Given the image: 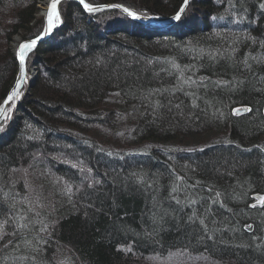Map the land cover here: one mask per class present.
Masks as SVG:
<instances>
[{"label":"trees","instance_id":"1","mask_svg":"<svg viewBox=\"0 0 264 264\" xmlns=\"http://www.w3.org/2000/svg\"><path fill=\"white\" fill-rule=\"evenodd\" d=\"M118 1L132 10L143 3L165 9L176 0ZM227 1L194 0V6L203 7V12L195 35L187 40L143 36L134 23H123L126 28L131 25V33L120 32L119 39L109 36L110 41L101 31L103 27L98 26L112 22L105 17L107 12L87 15L73 2L62 6V23L26 61L29 66L38 60L49 92L32 98L23 91L14 99L23 107L20 121L14 123L13 110L0 120V136L15 125L0 146V245L7 238L12 240L0 250V264H63L66 260L74 264H156V258L164 252L176 247L189 251L200 243L206 248L212 243L208 253H226L237 264H264V238L260 237L264 234V208L260 212L248 209L245 195L234 199V194L240 193L234 189V176L258 169L257 158L239 157L227 143L218 142L186 154L171 171L154 152L105 154L96 145L91 146L94 142L85 144L76 134L61 130L72 135L63 138L59 131L46 127L54 123L53 118L73 116L90 132L89 124L103 128L112 121L110 103L103 104L112 94L125 103L138 101L143 108L145 104V114L135 126L142 134L151 132L157 138L171 134L186 138L194 133L218 135L224 126L218 123L217 131L213 129L218 116L229 118L230 108L243 105L249 111L233 119L234 133L244 139L264 135V0H231L232 5ZM234 1L244 5L240 16ZM33 3L0 0V100L15 72L16 59L8 52V40L17 31H21L23 40L41 32V21L30 24L34 20ZM8 4L12 6L9 18L2 14ZM190 15L193 13L185 15V21L191 20ZM181 23L177 24L187 26ZM180 25L177 30L182 28ZM189 48L196 54H189ZM52 52L62 54L56 59L38 58ZM222 53L226 57L221 59ZM234 57H238L236 61ZM145 99L149 100L147 104ZM63 123L67 122L62 119L57 126ZM169 153L171 159L175 158ZM262 167L263 171L264 164ZM29 173L43 174L56 189L55 195L46 200L53 201L49 213L53 224L45 227V239L35 240L36 249L45 252L26 255L22 260L6 252L15 244L30 247L25 243L29 231L19 220L24 214L19 211L20 196L29 194L28 188H36ZM262 178L260 184L251 183L250 188L264 190ZM211 180L222 188L212 189ZM173 181L179 189L186 185L187 197L215 192L230 210L224 214L219 211L218 217H210L200 208L188 210L185 200L173 193ZM69 186L71 193L66 191ZM214 208V213L220 210L218 205ZM242 217L253 223L255 234L242 230ZM32 226L36 228L35 222ZM206 234L214 239L207 241ZM49 235L56 241L54 247ZM57 244L71 248L76 258L69 259L70 254L63 252L61 257L60 250L54 249Z\"/></svg>","mask_w":264,"mask_h":264},{"label":"rangeland","instance_id":"2","mask_svg":"<svg viewBox=\"0 0 264 264\" xmlns=\"http://www.w3.org/2000/svg\"><path fill=\"white\" fill-rule=\"evenodd\" d=\"M44 0H33V18L34 20L30 23H34L41 21V25H42V29L41 32L39 34L36 35L39 36L41 35V33L43 32V28H44V18L46 17V14H44L41 11V5L42 2ZM124 1V0H123ZM123 1H121V3H123ZM198 1V0H197ZM226 0H224L225 3ZM66 2H73L77 7H80L81 11L84 14H91V13H100V12H107L106 16L108 19V21L112 20V22H101L98 26L101 28L103 27V29H101L102 32H104L105 37L107 38V40H110L109 36H114L113 38H120V32L123 33L124 32H128L131 33V31L128 29L131 27L127 26L128 28H126V26L123 23H127V24H133L134 23V28L140 32L143 33V36L145 35H150L154 38H162L164 40L167 39H171L176 38L178 39L181 38H186V40L188 39V37L194 36L195 32L197 31V21L198 18L201 16L202 12H203V7H199L198 6H194V0H189V4L187 6V8L185 9L184 13L181 15V19L179 21L174 20L173 17L177 14V12L180 10V8L183 6L184 4V0H176L174 2H172V6H168L165 9H161L159 7H150L151 4H144L140 5V6H134L132 10H130L127 5H121L120 2L118 0H85L86 3L91 4L92 6H100V5H108V6H112V5H119L121 7L117 8V7H106V8H100V10H96L94 12H88L86 10H84L80 4L74 2V0H61L60 4L58 5V10L61 11L62 6L66 3ZM238 2H240V0H238ZM237 1H234L233 3H238ZM49 5L51 3V0L48 1ZM130 3V2H129ZM198 3V2H196ZM223 3V4H224ZM227 3L229 5H232V1H227ZM257 6L261 8V5L259 4V1H257ZM262 3V1H261ZM132 4V3H131ZM138 4V3H137ZM140 4V3H139ZM236 5V7L238 8V14L240 16L241 14V9H244V5H240L238 4H234ZM12 6H10L8 4L7 7L3 8L2 14H4L5 16H7L8 18L10 17V10ZM124 8L129 9L132 12H135L137 16H140L141 21L131 17L130 15H128L125 11H123ZM159 8V9H158ZM121 9V10H120ZM135 9V10H134ZM191 12L193 13V15L190 17L191 20L185 21L184 17L185 15ZM65 14V13H64ZM123 15V16H121ZM60 17H61V13H60ZM11 19V18H10ZM127 19V20H126ZM184 19V20H183ZM200 19V18H199ZM116 22V23H115ZM187 23V26L184 25H180L177 23ZM62 23V21H61ZM175 23V25L173 24ZM181 23V24H182ZM185 23V24H186ZM60 25V23L58 24ZM104 25H105V30H104ZM177 25H180V27H182L181 29L177 30ZM177 27V28H176ZM55 28V27H54ZM53 28V29H54ZM108 28V29H106ZM104 30V31H103ZM53 31V30H52ZM52 31L50 34H47L45 38H43V40L37 42V45L41 44V43H45L47 42V40H49L52 36ZM171 36V38H170ZM25 39L23 40L21 31H17L15 32L11 38L8 40L7 42V48H8V52L10 53L11 56H13L14 59H16V54H17V50L20 44L24 43L25 41H30L32 39ZM112 38V39H113ZM255 43V42H254ZM36 45V46H37ZM185 44H183V49H185ZM37 47H35L34 49H31L27 52L26 57H25V63L23 65V73L21 75V84L19 86V88L17 89L18 95L21 94L23 91L26 92V94H30V96L32 98H39L41 96H45L47 95V93L49 92V90H47L48 84L45 82V79L42 78L41 76V70L39 69V62L37 61H33L29 66H27V57L28 55L33 52ZM185 51V50H183ZM189 54H196V51H194V49L189 48L188 49ZM60 53L62 54V52L56 53V52H52V53H48V55H39L38 58H40V60L42 59H56L57 57L59 58ZM221 56L219 58H225L226 54L222 53L220 54ZM0 56H2V52L0 53ZM5 57V56H4ZM238 57H234L233 60H237ZM91 64V63H90ZM87 64L88 67H90ZM18 61L16 59V64H15V72H14V76L10 85V88L6 91V95L4 96V98H2L0 100V106L2 104V101L6 98L7 94L9 93V90L12 88V86L15 83V78L18 72ZM61 70V69H60ZM64 73V69L61 70ZM45 73V72H44ZM24 74V75H23ZM113 93V92H112ZM111 94V93H110ZM15 97H13L12 100H8L7 101V106L5 111L3 112L2 117L0 118V120H2L4 117L10 116L9 111L13 110L12 114V119H14V123H18L20 120V111H23V107L19 106V100L17 99L16 101H14ZM105 99H109L108 101H105L103 104L105 105L107 102L110 103L109 109H110V118H111V122L110 124H103V128H99L98 125H90L89 127L91 129V132L86 128L87 126L83 123H78L77 121L75 122V117H57V118H53L51 121H53L54 123H50L47 124L46 127L49 128L50 130L53 129L55 131H59V133H61V135L63 136V138H68L71 137L70 134L68 133H64L65 131H69L72 132V134H76V138H81L80 140L86 144L87 141H91L94 142V144H92L91 146L96 145L97 148L101 149V151H103V153H120V154H126L128 152H136V153H144V152H154L157 155L159 154L160 157H162L168 164L169 167L171 168V171L175 170V166L179 165L181 163H179V161H182L183 156H185L186 154H190L192 153L195 149H199L202 150L204 149V147H208L210 145H215V143L221 142L228 145V147L232 148V150L234 152L239 153V157H253V158H257L258 162H257V166L259 167L258 169L254 170V172H247V173H243L241 175H238L239 177H235L234 175V179H236V184L234 185V189L237 190V192H240L239 195L234 194V199L238 200L240 197L244 198L245 196H248V200L249 202L247 203L248 209L254 210V211H261L262 208H264V190H255V189H251L250 185L251 183L254 184H260L263 181L262 176H264V170L262 171V166L264 164V135L263 134H256V135H252L247 137L246 139H244L242 136H238L237 134L234 133V128L232 125V122L234 121L233 119L242 117L244 115H246V113H248L249 111V107L248 106H243V105H235L234 107L230 108L228 110V114H229V118H225L222 117L221 115L218 116L217 121H215V127L213 129H215L217 131V124L221 123V126H223L221 133L220 134H213V135H208V133H204V134H200V135H195V133L191 136H189L190 138H186L183 135H181V137H177V136H173V134H171L170 136H160L159 138L154 137V135L151 132H147L145 134H147V137H144L145 134H142L139 129L136 126V124H138V120L141 119V116H144V110L146 108L145 104H144V108L143 106L138 105V101H127L126 103L123 102L120 98L118 97H113L112 94L107 96ZM132 100V99H130ZM148 99H145L146 104L148 103ZM139 106V107H138ZM99 109H101L102 104L99 105ZM208 112H211L210 110H208ZM144 113V114H143ZM264 113V111H263ZM227 115V114H225ZM62 119L65 120L67 123H63L65 125H63L62 127H59V125L57 126V124H61L62 123ZM223 123V124H222ZM83 124V126L81 125ZM15 126V125H14ZM9 128L8 132L5 134H2L0 136V141L1 140H5L6 138L8 139V134H10L11 132H13V127ZM83 127V128H79V127ZM58 127V128H57ZM42 128V127H40ZM209 127H207L206 129H208ZM60 129V130H59ZM42 130V129H41ZM64 132H62V131ZM152 130V129H151ZM153 132V131H152ZM205 132V131H204ZM150 134V135H149ZM152 135V136H151ZM40 138V136H37V138ZM39 140V139H38ZM170 152V153H169ZM169 154H174L173 159L170 158ZM173 156V155H172ZM191 156V155H190ZM192 157V156H191ZM53 158V156L49 157L48 160H51ZM69 158V157H68ZM70 159V158H69ZM55 160V159H54ZM71 162H75L73 161V159H70ZM68 160V162H70ZM41 164V163H40ZM69 164V163H68ZM67 165V164H66ZM41 166V165H39ZM28 171V170H27ZM175 172V171H174ZM176 173V172H175ZM30 174V175H29ZM29 178L30 180H32V183L36 186V188L34 189H30L29 190V194L24 193L25 195H21L20 197H23L22 200H20V204L22 205L19 208V211H23L24 214L23 216H21L19 218V220L22 222L23 225H26V231H29L28 234L29 237L28 239H26L25 243H28L30 245V247H27V244L24 245H20V244H15V246L11 247L7 252L6 255H10L9 257L15 256L17 259H22L24 260V256L32 254V253H39L42 255V252H45L44 249H36V245L37 242L35 240H38V238H44L47 236V232H44L45 227L47 225L50 224V226L53 224V220H52V216L49 215V213H51L50 208L53 205V201L49 200V202H47V198L48 197H53L55 195V186L50 183L47 180V177L45 175L46 178H43L42 175L38 173L36 174H32L29 173ZM178 173L175 174V176ZM27 175V172H26ZM186 177V174L184 175V178ZM186 179V178H185ZM262 179V181H261ZM218 180V178H217ZM240 180V182L238 181ZM180 181V179H179ZM212 181V180H211ZM210 181V182H211ZM178 182V181H177ZM239 182V183H238ZM243 183V184H242ZM173 187L175 188L173 190V193H176L177 195H179V197H181L183 200H185V204L188 206L186 207L187 209H192V210H198V208H200V211L202 209V211L207 212V215H209L210 217L214 216V217H218L220 215V213L224 214V212L229 211L230 209L227 206V202H224L223 200H221L215 192H211L208 191V193L206 194H202L201 192H199L198 194H195V197H187V195H189L185 190L186 189V185L184 187H181L180 189L175 187V182L173 181ZM212 189L214 188H220L221 184H216L214 181H212ZM54 186V187H53ZM200 188V187H198ZM222 188V187H221ZM201 190H203L202 188H200ZM199 190V189H198ZM58 194V193H57ZM245 195V196H243ZM28 199L29 201L25 202L24 199ZM63 198V197H62ZM34 200L33 202H30L31 200ZM25 202V203H24ZM221 203V205L217 204ZM223 202V203H222ZM46 204V205H44ZM181 208L184 209L185 211V207L178 204ZM214 205H218L219 209L217 208V214L213 212ZM35 207V208H34ZM37 207H39L38 209H36ZM40 208H43V211H40ZM188 209V210H189ZM220 211V213H219ZM212 212V213H210ZM231 212V211H230ZM12 218H14V220H16V217H14V215H11ZM248 216V215H247ZM245 217V214H244ZM22 219H24V221H22ZM203 219V218H201ZM241 225H242V230H244L246 233L248 234H252L251 232L254 231L255 234V230H254V225L252 222H249L248 217L247 218H241ZM35 222L36 224V228L32 226V223ZM216 225L219 224V222L217 223V219H216ZM251 226V227H249ZM220 228L219 232H223ZM24 231V232H26ZM259 232V231H258ZM50 234V233H49ZM253 234V235H254ZM31 235V236H30ZM261 235V232H260ZM50 238H48V240L51 242V245L55 244L56 241L52 240L53 238L51 237V235H49ZM204 235H202L203 237ZM207 241H212V237L210 235H205ZM33 237V238H31ZM262 239L264 238V234L262 233V235L260 236ZM52 238V239H51ZM11 238H7L5 240V242L2 243V245H0V250H2V247H5L8 243H10ZM39 241V240H38ZM221 246V243L220 242ZM218 243V244H219ZM202 244V246H201ZM40 245V244H39ZM207 245H209V243H207ZM41 246V245H40ZM217 246V245H214ZM217 246V247H218ZM54 247V245H53ZM60 250L59 255L61 257H63V253H66L67 255L70 254V256L68 257L69 259H75L76 258V252H74L71 248H69L68 246H60L58 247V244L56 245V247L54 248L55 251L56 249ZM176 250H171L170 252H164L163 256L156 258V264H237L234 258L226 256V253H222L220 252L219 254L217 253H208L209 251L207 249H213L212 243L209 245V248L204 247V243H200V245H198V247L194 248V249H189V251L185 250H181L180 248L176 247ZM219 248V247H218ZM222 249V248H219ZM67 250V251H64ZM44 254V253H43ZM12 255V256H11ZM19 255V256H18ZM8 257V258H9ZM73 257V258H72ZM26 258V257H25ZM64 258V257H63ZM60 262V261H59ZM63 264H71L73 263L72 261L70 262L69 260H66L65 262H61ZM78 264H82L80 262H77ZM74 264V263H73Z\"/></svg>","mask_w":264,"mask_h":264},{"label":"snow or ice","instance_id":"3","mask_svg":"<svg viewBox=\"0 0 264 264\" xmlns=\"http://www.w3.org/2000/svg\"><path fill=\"white\" fill-rule=\"evenodd\" d=\"M60 2H61V0H51V3L48 7L47 14H46V24L43 28V34H50L51 31L53 30V28L56 27L61 22L60 12L58 10V5L60 4ZM80 3L83 5L85 10H87L88 12H94L97 10L91 4L86 3L85 0H80ZM188 4H189V0H184L183 6L180 8V10L177 12V14L173 17L174 20L179 21L181 19V15L184 13ZM111 7H121V6L112 5ZM123 11L128 13V15L136 18L135 12H132L127 8H124ZM43 34L37 36L35 39L30 40V42H28V43H22L19 45V50H18L17 55L19 57L20 64H21V73H23V71H24L23 65L25 63L26 51H28L30 49H34L37 45V41L43 39ZM174 67H178V66L174 65ZM18 87H19V84H17V88ZM16 96H18V92L14 91L12 93V95L8 97V100H12L13 97H16ZM0 111H3V108H0ZM66 191L68 193H71V187L70 186L67 187ZM22 227H26V225H23ZM249 227H251V226H249ZM2 228H3V225L0 224V230H2ZM42 230H46V229H42Z\"/></svg>","mask_w":264,"mask_h":264},{"label":"water","instance_id":"4","mask_svg":"<svg viewBox=\"0 0 264 264\" xmlns=\"http://www.w3.org/2000/svg\"><path fill=\"white\" fill-rule=\"evenodd\" d=\"M74 2H76L77 4L79 3L80 4V6L85 10V8L83 7V5L80 3V0H74ZM94 8H96L97 10H100V8H106V7H111V6H108V5H100V6H93ZM117 8H119V7H117ZM121 10V9H120ZM87 11V10H86ZM128 14V13H127ZM132 17V16H131ZM134 18V17H133ZM135 19H137V20H139V21H141V20H143V19H141L140 18V16H137L136 15V18ZM46 24V17L44 18V25ZM43 34V32L41 33V35ZM46 35L47 34H43V38H45L46 37ZM41 40H43V39H41ZM41 40H38L37 42H39V41H41ZM28 42H30V41H25L24 43H28ZM18 50H19V47H18ZM18 50H17V53H18ZM31 50V49H30ZM29 51V50H28ZM28 51H26V53H25V57H26V54H27V52ZM16 59H17V61H18V72H17V75H16V78H15V83H14V85L12 86V88L9 90V93L7 94V96H6V98L2 101V104H1V106H0V108H3V111H0V118L2 117V115H3V112L5 111V109H6V106H7V101H8V97L9 96H11L12 95V93L14 92V91H16L17 92V89L19 88H17V84H19V86H20V84H21V82H22V80H21V75H22V73H21V64H20V60H19V57H18V55L16 54V57H15Z\"/></svg>","mask_w":264,"mask_h":264},{"label":"bare ground","instance_id":"5","mask_svg":"<svg viewBox=\"0 0 264 264\" xmlns=\"http://www.w3.org/2000/svg\"><path fill=\"white\" fill-rule=\"evenodd\" d=\"M49 0H44L42 2V5H41V11L44 13V14H47V10H48V7H49V3H48ZM24 75V74H23ZM4 140H1L0 141V146H1V143L3 142ZM1 153L3 152H0V155Z\"/></svg>","mask_w":264,"mask_h":264}]
</instances>
